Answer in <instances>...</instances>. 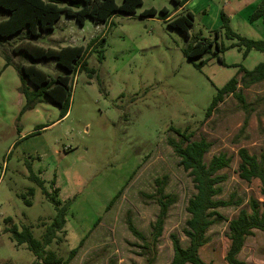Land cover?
<instances>
[{
    "label": "rangeland",
    "instance_id": "374dc122",
    "mask_svg": "<svg viewBox=\"0 0 264 264\" xmlns=\"http://www.w3.org/2000/svg\"><path fill=\"white\" fill-rule=\"evenodd\" d=\"M175 1L142 0L135 14H118L107 23L86 19L80 25L62 14L52 32L41 33L33 43L55 50L86 48L95 41L85 57L86 67L78 64L69 74L70 107L62 120L58 108L47 103L21 113L20 80L12 67L4 71L0 56V264L35 262L25 245L17 246L5 233L6 228L14 224L20 231L26 226L41 242L56 216L53 204L29 180L30 172L44 182L49 194L57 189L56 201L60 207L67 206L64 228L46 251L66 260L84 239L69 264H147L128 222L149 237L158 207L146 195L155 192V179L167 177L165 193L177 200L168 210L153 264H170V235L175 234L183 246L187 243L182 229L187 201L194 193L191 179L167 145L168 139L177 140L173 130H188L193 141L209 142L206 163L220 153L232 157L230 167L220 172L227 180L221 184L219 198L236 194L243 201L240 207L218 210L226 221L208 230L209 243L199 251L203 261L226 264L228 221L241 209L248 210L249 199L264 210L259 182L247 183L237 175L239 149L256 156L264 151V84L244 91L247 111L226 96L204 119L218 89L233 77L239 79L241 67L250 71L264 61L259 52L243 57V51L233 47L237 40L225 37L220 15H225L235 34L262 41L261 21H249L261 0H177L187 1L182 7ZM150 9L156 11L154 17H140ZM163 9L166 15L160 13ZM187 13L193 17L188 36L168 26ZM165 16L169 18L164 20ZM199 38L225 49L218 55L223 65L213 55L214 46L193 61L184 56V50ZM201 62V67H195ZM33 64L51 79L67 74L51 59ZM246 117L247 128L241 130ZM29 188L34 189L33 196L27 194ZM7 218L11 224L4 222ZM238 258L247 264H264V233L254 231Z\"/></svg>",
    "mask_w": 264,
    "mask_h": 264
},
{
    "label": "trees",
    "instance_id": "16d2710c",
    "mask_svg": "<svg viewBox=\"0 0 264 264\" xmlns=\"http://www.w3.org/2000/svg\"><path fill=\"white\" fill-rule=\"evenodd\" d=\"M186 2L179 3V1H175L176 4H181V7ZM141 5L142 0H122L120 4H117L116 0H0V56L7 66L15 70L20 80L19 93L25 99V105L21 113L33 110L40 103V97L42 96L58 107V120L65 118L69 111L72 91V80L69 74L75 73L79 66L81 69L86 67L85 57L88 50L95 45V41H90L86 48L63 47L58 50L42 48L33 43L41 36V33L52 32L54 24L62 14L66 18L74 19L80 25L86 19L96 24L107 23L113 16L118 14L124 16L135 14L136 9ZM160 13L166 15L164 9ZM155 15L156 11L150 9L143 11L140 17L151 18ZM168 18V16H165L164 20ZM220 18L221 29L225 31V37L237 40V44L233 47L242 50L243 57H246L251 51L259 52L264 56V40L252 41L243 38L231 31L228 19L223 13H221ZM258 20L262 23L264 34V0L260 1L249 18L251 23ZM192 22V15L187 13L186 16H180L169 21L168 26L188 36V29L192 27ZM214 34L216 41L219 32L216 31ZM215 41L195 39L184 50V56L189 61H193L211 52L214 46L213 55H215L217 62L223 65V61L218 55L225 49ZM18 59L23 62H19ZM50 59L54 60L56 65L64 69L67 74L51 79L33 64ZM25 62L28 64H25ZM201 65L202 62L195 67L199 68ZM239 73L241 74L239 79H236V77L231 78L222 88L216 91V95L205 113V120L211 116L226 96L234 98L241 110L247 111L250 108L249 104L246 103L244 91L256 84L264 83V61L250 71L241 67ZM29 85L34 87L35 90L31 91ZM262 102H264V97ZM247 125L248 117L245 118L241 130L246 129ZM173 132L177 136V140L168 139L167 145L179 160V167L191 179L194 193L187 201L185 208L187 219L182 229L187 243L183 246L175 234L170 235L173 252L170 264H212L203 261L199 251L209 243L208 230L212 226L226 221L218 210L240 207L243 204V201L236 194H231L226 200L219 198L223 192L221 184L227 180V176L220 172L230 167L232 157L220 153L211 157L206 163L204 161L205 155L209 153L212 147L209 142L205 139L193 141V134L188 133V130H173ZM237 156L239 159L237 166L238 178L247 183L257 180L260 185V195L264 197V151L256 156L241 148L238 150ZM28 178L36 184L44 197L53 204L56 216L52 223L46 227L41 242L33 238L26 226H22L19 231L17 226L12 224V226L5 229V233L10 234L11 239L17 246H26L35 258L33 264H69L78 248L82 246L84 239L69 252L66 260L57 258L53 252L46 251V247L56 240L57 234L64 228L67 206L60 207L59 202L56 201L57 189H53V192L49 194L45 190L42 180L31 172ZM154 184L155 192L152 195H146L158 207V215L151 225L149 237L140 234L128 222L129 231L141 243L139 248L143 256L146 257L147 264H153L155 260L157 244L163 232L168 210L177 200L175 195L165 193L167 177L155 179ZM27 194L33 196L34 189L29 188ZM120 195L121 193L112 200L108 208L115 203ZM22 198L25 199L24 196ZM24 203L28 207L31 206V202L28 200H25ZM247 206L248 210L241 209L235 218L228 221L227 239L229 246L224 257L226 264H247L238 258L246 240L253 235L254 231L264 233V210L260 211L258 201L253 198L248 200ZM4 222L11 224L12 220L7 218Z\"/></svg>",
    "mask_w": 264,
    "mask_h": 264
},
{
    "label": "crops",
    "instance_id": "0c3cea01",
    "mask_svg": "<svg viewBox=\"0 0 264 264\" xmlns=\"http://www.w3.org/2000/svg\"><path fill=\"white\" fill-rule=\"evenodd\" d=\"M4 61V60H3ZM2 61V67L4 68V71H6V70H8L9 68H11L10 66H7L6 65V63H5V61L3 62ZM260 84H264V83H260ZM258 84H256V85H254V86H252L251 88H249V89H252L253 87H255V86H257ZM29 88H30V90L31 91H34L35 90V88L34 87H32L31 85H29ZM248 89V90H249ZM23 99H24V97L22 96H20V98L18 99V104H19V106H20V108L19 109H21V108H23V105H25V99H24V101H23ZM24 103V104H23ZM40 103H47V104H52L51 103V101L49 100V99H47L46 97H44V96H42V97H40ZM40 103H38V104H40ZM37 104V105H38ZM53 105V104H52ZM53 106H55V107H57L56 105H53ZM37 107V106H36ZM36 107L33 109V110H31V111H28V112H34L35 110H36ZM58 108V107H57ZM58 112H59V109H58ZM58 121V120H57ZM49 126V125H48ZM48 126H44V127H48ZM43 127V128H44ZM38 130V129H37ZM40 132V131H39ZM39 132H35L34 134H39ZM245 262V261H244Z\"/></svg>",
    "mask_w": 264,
    "mask_h": 264
}]
</instances>
